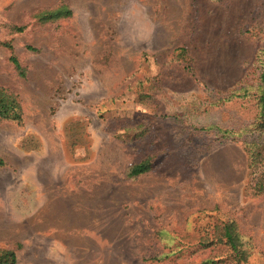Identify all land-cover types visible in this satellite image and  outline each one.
Listing matches in <instances>:
<instances>
[{
	"label": "rangeland",
	"instance_id": "obj_1",
	"mask_svg": "<svg viewBox=\"0 0 264 264\" xmlns=\"http://www.w3.org/2000/svg\"><path fill=\"white\" fill-rule=\"evenodd\" d=\"M63 5L69 17L40 21ZM263 49L264 0H0V88L22 116L0 118V251L16 264H237L210 242L233 221L243 264H264L242 140L205 149L209 127L258 117Z\"/></svg>",
	"mask_w": 264,
	"mask_h": 264
},
{
	"label": "trees",
	"instance_id": "obj_2",
	"mask_svg": "<svg viewBox=\"0 0 264 264\" xmlns=\"http://www.w3.org/2000/svg\"><path fill=\"white\" fill-rule=\"evenodd\" d=\"M71 14L72 11L67 6L63 5L53 11L43 12V14L39 16V19L41 22H48L58 20L60 18H67ZM16 31L23 32V28L18 27L16 28ZM11 59L14 65L20 69L16 57H12ZM260 62L263 65L264 70V58L261 57ZM260 79V113L255 121L239 130H222L216 128L215 126H211L207 129V132L210 135L214 133L215 139L205 146V149L207 148V152H209L210 150H214L229 141L242 140L244 151L248 157V180L246 190L251 197L255 198L264 197V71L261 74ZM232 95L233 94L227 96L228 100L232 97ZM21 117V106L18 97L6 89L0 88V118L20 122ZM151 161V159H147L131 166L128 176L135 178L149 172L152 169ZM5 164V160L0 157V168L5 166ZM214 236L215 237L210 240V242L226 245L232 252L234 261L237 264H243L248 260V250L245 248V243L241 238L235 222L231 221L218 225ZM16 260V252L0 251V264H16Z\"/></svg>",
	"mask_w": 264,
	"mask_h": 264
}]
</instances>
